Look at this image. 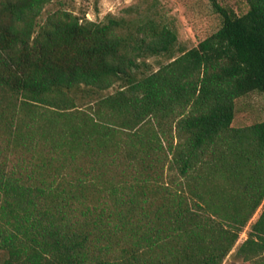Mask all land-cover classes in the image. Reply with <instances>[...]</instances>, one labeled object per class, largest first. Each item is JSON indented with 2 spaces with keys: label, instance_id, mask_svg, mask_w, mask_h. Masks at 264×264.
Listing matches in <instances>:
<instances>
[{
  "label": "trees",
  "instance_id": "16d2710c",
  "mask_svg": "<svg viewBox=\"0 0 264 264\" xmlns=\"http://www.w3.org/2000/svg\"><path fill=\"white\" fill-rule=\"evenodd\" d=\"M51 1L0 0V264H222L262 204L238 254L264 264V120L232 125L264 93V0H210L181 51L154 18L40 23Z\"/></svg>",
  "mask_w": 264,
  "mask_h": 264
},
{
  "label": "rangeland",
  "instance_id": "374dc122",
  "mask_svg": "<svg viewBox=\"0 0 264 264\" xmlns=\"http://www.w3.org/2000/svg\"><path fill=\"white\" fill-rule=\"evenodd\" d=\"M218 2L235 10L237 14H244L249 9L247 0H218ZM57 10L70 11L80 16L81 21L87 19L104 22L109 14L125 17L136 23L154 18L169 25L177 32V51L189 50L197 46L199 42L216 32L222 25V17L210 0H52L45 5L39 22L44 23L48 15ZM146 61L151 65L152 70H156L161 64L169 62V59L160 55L150 56ZM117 86L118 84L110 91L113 92ZM263 120V92L254 91L236 99L235 117L232 123L234 127H243ZM175 143H177V138ZM164 172L167 181L173 174L177 173L176 170L170 171L169 162L166 163ZM262 209L263 204L240 233L237 243L222 264L255 263V261L245 260L243 255L238 254V249L249 236L252 225L258 219ZM4 256V251L0 250V263Z\"/></svg>",
  "mask_w": 264,
  "mask_h": 264
}]
</instances>
